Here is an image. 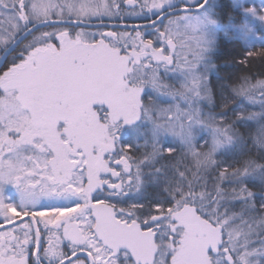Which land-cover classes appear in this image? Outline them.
<instances>
[{"label":"snow or ice","instance_id":"obj_1","mask_svg":"<svg viewBox=\"0 0 264 264\" xmlns=\"http://www.w3.org/2000/svg\"><path fill=\"white\" fill-rule=\"evenodd\" d=\"M0 264H264V0H0Z\"/></svg>","mask_w":264,"mask_h":264},{"label":"trees","instance_id":"obj_2","mask_svg":"<svg viewBox=\"0 0 264 264\" xmlns=\"http://www.w3.org/2000/svg\"><path fill=\"white\" fill-rule=\"evenodd\" d=\"M129 22H132V21H129ZM130 30V29H129ZM253 110H258V109H253Z\"/></svg>","mask_w":264,"mask_h":264},{"label":"water","instance_id":"obj_3","mask_svg":"<svg viewBox=\"0 0 264 264\" xmlns=\"http://www.w3.org/2000/svg\"><path fill=\"white\" fill-rule=\"evenodd\" d=\"M131 23V22H130Z\"/></svg>","mask_w":264,"mask_h":264}]
</instances>
